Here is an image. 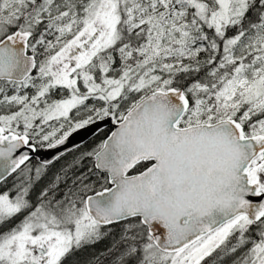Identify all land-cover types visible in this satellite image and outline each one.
I'll list each match as a JSON object with an SVG mask.
<instances>
[{
    "label": "snow or ice",
    "instance_id": "1",
    "mask_svg": "<svg viewBox=\"0 0 264 264\" xmlns=\"http://www.w3.org/2000/svg\"><path fill=\"white\" fill-rule=\"evenodd\" d=\"M0 264H264V0H0Z\"/></svg>",
    "mask_w": 264,
    "mask_h": 264
},
{
    "label": "water",
    "instance_id": "2",
    "mask_svg": "<svg viewBox=\"0 0 264 264\" xmlns=\"http://www.w3.org/2000/svg\"><path fill=\"white\" fill-rule=\"evenodd\" d=\"M76 139H77V140H79V139H80V137H77Z\"/></svg>",
    "mask_w": 264,
    "mask_h": 264
},
{
    "label": "trees",
    "instance_id": "3",
    "mask_svg": "<svg viewBox=\"0 0 264 264\" xmlns=\"http://www.w3.org/2000/svg\"><path fill=\"white\" fill-rule=\"evenodd\" d=\"M57 167H59V164H57Z\"/></svg>",
    "mask_w": 264,
    "mask_h": 264
}]
</instances>
